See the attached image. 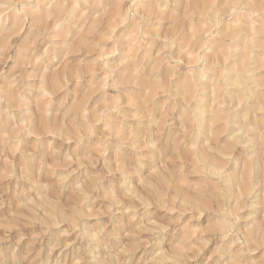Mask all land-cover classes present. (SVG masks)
<instances>
[{
	"label": "rangeland",
	"instance_id": "1",
	"mask_svg": "<svg viewBox=\"0 0 264 264\" xmlns=\"http://www.w3.org/2000/svg\"><path fill=\"white\" fill-rule=\"evenodd\" d=\"M0 264H264V0H0Z\"/></svg>",
	"mask_w": 264,
	"mask_h": 264
}]
</instances>
